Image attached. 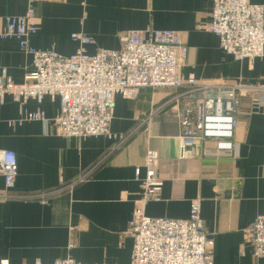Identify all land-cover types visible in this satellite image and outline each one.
<instances>
[{"label": "crops", "instance_id": "crops-1", "mask_svg": "<svg viewBox=\"0 0 264 264\" xmlns=\"http://www.w3.org/2000/svg\"><path fill=\"white\" fill-rule=\"evenodd\" d=\"M264 6V0H251ZM33 5L38 32L31 46L69 57L78 49L72 34L90 36L98 50L120 49V38L133 30L155 29L180 34L189 50L181 70L205 83L264 85V58L237 61L219 38L197 29L211 21V0H0V31L6 18L24 16ZM32 57L15 39L0 38V76L22 84ZM177 91L142 90L137 98H116L110 135L64 138L54 120L58 98L29 99L27 112L49 120L18 124L21 107L7 96L0 104V152L18 159L17 194L57 192L79 178L71 190L45 203L0 201V264H130L134 240L128 226L139 208L150 218L185 220L192 202L201 201V217L211 233L215 264H264L254 256L249 230L264 216V114L260 96L242 98L239 126L229 140L235 156H202L213 142L198 144L193 157L181 158ZM257 107V108H256ZM223 139L222 141H226ZM159 155L160 200L141 202V180L148 152ZM140 169V181L136 171ZM5 180L0 173V193Z\"/></svg>", "mask_w": 264, "mask_h": 264}, {"label": "built area", "instance_id": "built-area-1", "mask_svg": "<svg viewBox=\"0 0 264 264\" xmlns=\"http://www.w3.org/2000/svg\"><path fill=\"white\" fill-rule=\"evenodd\" d=\"M211 2V21L198 24L197 29L216 35L222 50L237 61L264 58V6L254 5L251 0ZM37 32L33 5L24 16L6 18V26L0 31V38L17 40L20 50L32 57V69L22 84L14 83L5 74L0 76V104L7 96L19 104L20 125L41 122L47 126L50 122L44 113L27 112L24 107L29 99L41 102L51 96L60 101V112L54 120L59 136L84 140L109 136L118 96L133 100L142 90L168 89L178 92L172 103L179 107L181 158L193 157L190 150L209 141L217 148L205 147L202 156L232 157L235 155L229 140L239 126L242 98L249 94L260 96L256 106L264 114V85L205 83L194 76L184 79L181 70L189 50L176 32L129 31L121 36L120 49L98 50L93 55L87 51L94 44L92 38L75 33L71 40L78 49L69 57L34 49L31 37ZM158 161L156 152H148L144 163L146 177L140 181V169L136 171L144 204L160 200L163 183L157 175ZM18 172L16 154L0 152V173L5 180L0 201L45 203L55 193L71 190L88 177L87 174L57 192L17 194ZM201 211V201H195L188 219L171 220L147 217L136 208L128 226L134 240L130 264H215L214 242ZM249 242L255 258H264V216L252 224ZM55 264L80 263L64 260Z\"/></svg>", "mask_w": 264, "mask_h": 264}]
</instances>
